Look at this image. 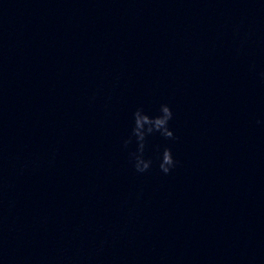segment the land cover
I'll return each mask as SVG.
<instances>
[{
	"label": "clouds",
	"instance_id": "9594fccd",
	"mask_svg": "<svg viewBox=\"0 0 264 264\" xmlns=\"http://www.w3.org/2000/svg\"><path fill=\"white\" fill-rule=\"evenodd\" d=\"M172 119L173 112L168 104H161L156 115L148 114L143 107L136 108L132 113L131 132L123 140V147L128 148L129 145L135 142L136 149L129 153V157L137 173L148 172L153 164L152 159L145 158L144 155L149 136L158 133L165 140L174 141L177 139L169 127V122ZM158 159L159 169L165 175L169 174L178 164V161L173 157L171 148L167 146L159 153Z\"/></svg>",
	"mask_w": 264,
	"mask_h": 264
}]
</instances>
